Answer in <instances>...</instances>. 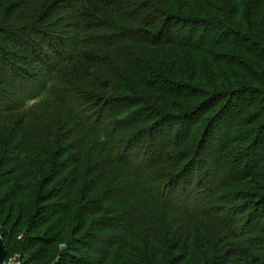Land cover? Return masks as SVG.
Listing matches in <instances>:
<instances>
[{
    "label": "trees",
    "instance_id": "1",
    "mask_svg": "<svg viewBox=\"0 0 264 264\" xmlns=\"http://www.w3.org/2000/svg\"><path fill=\"white\" fill-rule=\"evenodd\" d=\"M0 236L24 264H264V0H0Z\"/></svg>",
    "mask_w": 264,
    "mask_h": 264
},
{
    "label": "rangeland",
    "instance_id": "2",
    "mask_svg": "<svg viewBox=\"0 0 264 264\" xmlns=\"http://www.w3.org/2000/svg\"><path fill=\"white\" fill-rule=\"evenodd\" d=\"M17 97H15L14 99H16ZM33 104V103H32ZM91 113L92 112H90V115H91ZM92 117H95L96 118V116H95V114H94V116L92 115ZM94 118V119H95ZM168 128V127H167ZM166 128V129H167ZM163 129H165V128H163ZM165 129V130H166ZM173 135H174V132H173ZM173 137L174 136H172L171 138L173 139ZM171 139V140H172ZM229 140H230V137L228 138L227 137V139L224 141L225 142V144L226 143H228L229 142ZM208 145L210 146H212L213 147V149H214V157H211V155H209V154H207V157H206V160H205V162H207L206 163V167H205V169H204V172L205 171H207L208 170V172H209V174L212 176V178H213V181H211V184H212V191H215V190H217V187H218V183H219V169H217V167H215V165H213L212 166V168H210V166H209V164H211L212 165V163H216V162H219V163H221V158L223 157L222 155L223 154H221V151H220V144H218V142H220V140H217V139H215V138H210L209 140H208ZM223 142V141H222ZM223 142V143H224ZM223 145V144H222ZM139 147V149H142V148H144V149H146L145 147H143V145H139L138 144V146H137V148ZM136 148V149H137ZM216 148V149H215ZM235 160H233L232 162H234ZM242 163H246V162H242ZM244 165H246V164H244ZM195 167H193V168H191V169H193L192 170V172H194L195 173V169H194ZM197 169H199V168H197ZM209 169H210V171H209ZM202 170H200L199 169V173L201 172ZM196 173H197V171H196ZM238 174V173H237ZM190 180H192V179H190ZM193 186L192 187H190V188H188V192H189V194L191 193V194H193V193H200V194H202V192H203V186H199L198 184H196V181L194 180L193 181ZM199 186V187H198ZM190 194V195H191ZM219 198H221L220 196H219ZM218 199V198H217ZM220 201V200H219ZM224 204H221V206H223ZM0 238L1 239H3V240H5V236L4 237H2V236H0ZM28 240V239H27ZM17 243H24V241H26V238H25V236H24V234L23 235H20L18 238H17ZM20 241V242H19ZM18 248V247H17ZM60 253L62 252H65V253H68V255H72V256H75L76 257V253L75 252H71L70 250L68 251V250H66L67 249V247H65L64 245H61V247H60ZM15 254H12L10 257H8V259H5L2 263L3 264H24L25 263V261H26V259H25V257L24 258H22V256L16 251V249H15ZM25 259V260H24ZM66 259H68V258H66ZM70 260H72V258H70ZM63 261V262H62ZM63 263H67V264H69L70 262L67 260V262H64V260L63 259H61V257L60 256H58L57 257V260H55L52 264H63ZM71 264V263H70Z\"/></svg>",
    "mask_w": 264,
    "mask_h": 264
},
{
    "label": "water",
    "instance_id": "3",
    "mask_svg": "<svg viewBox=\"0 0 264 264\" xmlns=\"http://www.w3.org/2000/svg\"><path fill=\"white\" fill-rule=\"evenodd\" d=\"M7 250L4 240L0 238V264L6 259Z\"/></svg>",
    "mask_w": 264,
    "mask_h": 264
}]
</instances>
